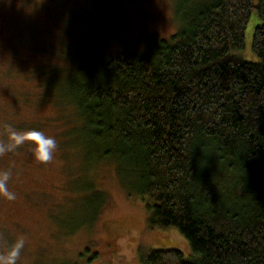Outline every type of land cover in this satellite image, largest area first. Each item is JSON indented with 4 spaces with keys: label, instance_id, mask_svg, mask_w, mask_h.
Listing matches in <instances>:
<instances>
[{
    "label": "trees",
    "instance_id": "obj_1",
    "mask_svg": "<svg viewBox=\"0 0 264 264\" xmlns=\"http://www.w3.org/2000/svg\"><path fill=\"white\" fill-rule=\"evenodd\" d=\"M253 10L249 63L234 54ZM175 22L136 53L79 44L66 95L80 143L142 197L151 228L177 229L193 253L139 264H264V0L183 1Z\"/></svg>",
    "mask_w": 264,
    "mask_h": 264
},
{
    "label": "rangeland",
    "instance_id": "obj_2",
    "mask_svg": "<svg viewBox=\"0 0 264 264\" xmlns=\"http://www.w3.org/2000/svg\"><path fill=\"white\" fill-rule=\"evenodd\" d=\"M183 1L189 0H50L49 12L18 20L0 60L3 142L11 144L9 128L37 130L54 137L57 149L47 163L35 158L31 141L5 151L15 199L0 204V264H139L141 253L173 249L193 258L177 229L151 228L136 190H126L110 164L84 152L82 123L66 95L80 43L95 42L101 58L142 51V36L168 40L175 33ZM259 23L253 10L244 48L234 54L242 61H257L251 47Z\"/></svg>",
    "mask_w": 264,
    "mask_h": 264
},
{
    "label": "flooded vegetation",
    "instance_id": "obj_3",
    "mask_svg": "<svg viewBox=\"0 0 264 264\" xmlns=\"http://www.w3.org/2000/svg\"><path fill=\"white\" fill-rule=\"evenodd\" d=\"M45 1L50 0H0V60L2 59L1 53L4 51L5 45L13 41L15 37L14 30L18 20L32 11H42L46 13L50 11V6L48 7L45 5ZM1 103L2 101H0V104ZM5 132L6 129L0 127V145L6 144L3 142V140H6ZM6 160V152H0V172L7 171ZM9 181L10 176L8 182ZM1 203L8 205L11 203V200L0 195V204ZM1 223H3V219L0 215V233L4 230Z\"/></svg>",
    "mask_w": 264,
    "mask_h": 264
},
{
    "label": "clouds",
    "instance_id": "obj_4",
    "mask_svg": "<svg viewBox=\"0 0 264 264\" xmlns=\"http://www.w3.org/2000/svg\"><path fill=\"white\" fill-rule=\"evenodd\" d=\"M10 145H0V152L9 151L13 148L22 145L25 141H31L33 144V152L35 158L42 163H47L53 159V154L57 149V140L52 136H46L43 132L37 130L18 131L9 128ZM9 173L7 171L0 172V195L9 200L15 199V194L10 192L7 186ZM23 240H20L15 250L12 252V257L15 258L19 254V249L23 247ZM14 264V259L12 261Z\"/></svg>",
    "mask_w": 264,
    "mask_h": 264
}]
</instances>
